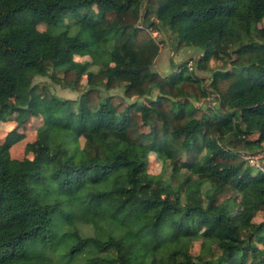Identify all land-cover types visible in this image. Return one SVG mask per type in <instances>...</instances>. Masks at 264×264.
I'll list each match as a JSON object with an SVG mask.
<instances>
[{"label":"trees","instance_id":"1","mask_svg":"<svg viewBox=\"0 0 264 264\" xmlns=\"http://www.w3.org/2000/svg\"><path fill=\"white\" fill-rule=\"evenodd\" d=\"M154 32L198 58L154 71ZM11 115L0 264H264V173L243 158L264 150V0H0Z\"/></svg>","mask_w":264,"mask_h":264},{"label":"rangeland","instance_id":"2","mask_svg":"<svg viewBox=\"0 0 264 264\" xmlns=\"http://www.w3.org/2000/svg\"><path fill=\"white\" fill-rule=\"evenodd\" d=\"M41 31L45 30L44 26L39 27ZM163 36H160V33L156 38L163 40V45L161 46V51L159 52L156 61L153 65V70L159 72L162 75H170L173 72L172 63L174 65H180L184 62H189L190 60H194L198 58L199 52L196 49L191 48H176V39L173 35L163 32ZM76 61H78L81 65H83V59L76 57ZM219 63H215L213 65L214 70L218 69ZM97 69L94 67L92 71H96ZM195 73L198 76L209 78L210 72L206 71H197ZM189 74V73H188ZM209 82V80L207 81ZM35 84L38 85H48L49 90L55 95L63 98H74L76 94L72 92L68 88H64L60 85L54 84L47 77H36L34 80ZM85 83V80H84ZM102 94L105 95H120L122 96L123 90L122 88H115L111 91H102ZM17 115H11L6 118L5 121L0 123V143L4 142L6 135L11 132L17 126L16 122ZM42 125L41 120H31L24 127L19 128L18 132L24 135V139L18 143H16L12 150L11 156L14 159L23 160L26 158H31L30 154L26 153V145L35 140L36 131ZM144 144V143H143ZM147 146L146 144H144ZM162 163L156 157V155L151 152L150 160L148 166V173L151 179H156L161 171ZM261 219V216L259 217ZM258 219V220H259Z\"/></svg>","mask_w":264,"mask_h":264},{"label":"built area","instance_id":"3","mask_svg":"<svg viewBox=\"0 0 264 264\" xmlns=\"http://www.w3.org/2000/svg\"><path fill=\"white\" fill-rule=\"evenodd\" d=\"M154 37L158 36V33H152ZM243 158L247 163L256 170L264 173V150L258 153H246Z\"/></svg>","mask_w":264,"mask_h":264}]
</instances>
